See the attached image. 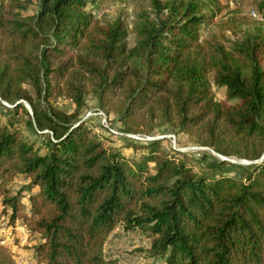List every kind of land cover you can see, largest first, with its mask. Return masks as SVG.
Masks as SVG:
<instances>
[{
    "label": "trees",
    "instance_id": "obj_1",
    "mask_svg": "<svg viewBox=\"0 0 264 264\" xmlns=\"http://www.w3.org/2000/svg\"><path fill=\"white\" fill-rule=\"evenodd\" d=\"M94 1L0 0V99L17 112L28 103L48 140L40 153L0 123L2 213L24 219L42 264H118L105 247L119 224L147 233L139 251L165 264H264V26L250 33L248 18L218 0H155L156 17L130 46L126 22L95 23ZM27 3L34 15H23ZM205 22L217 31L203 39ZM212 73L234 102L215 99ZM63 96L73 112L53 104ZM88 96L126 132L169 125L253 163L244 180L199 172L162 139L128 158L81 118ZM19 177L28 183L14 190ZM0 264H17L1 244Z\"/></svg>",
    "mask_w": 264,
    "mask_h": 264
},
{
    "label": "rangeland",
    "instance_id": "obj_2",
    "mask_svg": "<svg viewBox=\"0 0 264 264\" xmlns=\"http://www.w3.org/2000/svg\"><path fill=\"white\" fill-rule=\"evenodd\" d=\"M165 2L166 0H159ZM223 6V13L236 12L238 15H244L248 18L245 29L250 33L259 31L264 24V0H218ZM95 4V7H94ZM88 8L94 14L96 24L107 25L122 20L128 24L130 34L128 44L134 45L136 32L135 28L143 25L144 21L156 17L157 7L155 0H96ZM210 7H206L204 12H209ZM263 13L262 19H257L252 15V11ZM24 16L34 15L36 6L26 4V9H22ZM260 18V17H259ZM262 20V21H258ZM264 22V21H263ZM217 31L215 24L205 22L202 26L203 39L209 38ZM228 34H230L228 32ZM212 84V91L215 99L232 103L227 99L226 90L214 82V73L209 77ZM33 95L36 91L31 85H27ZM2 102V100L0 99ZM40 104L42 102L38 100ZM58 108L71 113L75 110V104L67 97H59L52 100ZM13 104L2 102L0 104V123H11L17 126L23 138L35 142V146L40 153L47 149L48 140L44 136H39L35 132V126L32 115V109L28 103L24 109L16 111ZM81 118L87 119L90 127L99 136L104 138L105 144L120 149L128 158H139L143 149L137 148L138 144H144L146 141L153 139H162L163 146L166 149H176L187 156L183 158L196 166L199 172L226 173L244 180L242 166L252 164L253 161L239 158L236 156H226L218 153L214 148L203 146L192 142L189 137L175 128L164 125L152 132H126L120 124L116 122V115H107L98 104L93 96L87 97L86 106L81 110ZM222 161H228L230 164H222ZM211 166V167H209ZM28 183L24 177H19L12 182L14 190L21 185ZM2 196L0 195V244L9 248L17 264H42L38 262L33 245L38 242L35 235H31L24 223L23 218H19L14 225L10 223L9 214L2 213ZM26 211L30 214L29 198H23ZM151 244V239L147 233L139 231H126L122 224H119L113 231L106 243V253L109 258L116 260L118 264H165L163 259H154L147 257L139 249L147 248Z\"/></svg>",
    "mask_w": 264,
    "mask_h": 264
},
{
    "label": "built area",
    "instance_id": "obj_3",
    "mask_svg": "<svg viewBox=\"0 0 264 264\" xmlns=\"http://www.w3.org/2000/svg\"><path fill=\"white\" fill-rule=\"evenodd\" d=\"M252 15H253L254 17H257V18L260 17V19H262V17H263V16H261V15L259 14L258 11H252Z\"/></svg>",
    "mask_w": 264,
    "mask_h": 264
},
{
    "label": "water",
    "instance_id": "obj_4",
    "mask_svg": "<svg viewBox=\"0 0 264 264\" xmlns=\"http://www.w3.org/2000/svg\"><path fill=\"white\" fill-rule=\"evenodd\" d=\"M263 158H264V156H263Z\"/></svg>",
    "mask_w": 264,
    "mask_h": 264
}]
</instances>
